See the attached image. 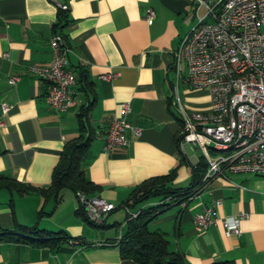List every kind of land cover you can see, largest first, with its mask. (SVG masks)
I'll return each instance as SVG.
<instances>
[{"label":"crops","instance_id":"crops-1","mask_svg":"<svg viewBox=\"0 0 264 264\" xmlns=\"http://www.w3.org/2000/svg\"><path fill=\"white\" fill-rule=\"evenodd\" d=\"M59 5L67 8L63 33L69 44L67 68L73 74L71 95L76 102L63 113L50 109L48 83L29 71L31 65H49L48 41ZM147 10L154 14L151 23L144 19ZM192 12L190 0H0V106L10 107L6 117L0 115L5 123L0 129V177L48 188L64 146L79 135L81 108L93 102L88 126L94 138L83 168L95 188L90 197L115 206L108 217L123 209L130 193L152 178L173 174L170 186H188L198 156L189 145L183 146L182 153L176 143L180 123L173 105L172 64L180 39L195 26ZM81 68L88 76L86 89L77 79ZM110 72L118 76L109 82L100 79ZM11 77L19 78L12 86ZM178 96L190 110L208 109L205 90H190L180 82ZM124 103L130 107L128 123L141 134L127 133V147L105 153L104 132ZM160 200L152 198L128 210L135 213ZM212 204L218 220L206 230H197L194 216ZM78 209L75 194L66 189L56 203L38 194L0 189L1 229L18 223L67 237L56 248L0 242V264H137L121 259L114 243L88 245L118 240L120 228L114 227L112 235L99 233L100 228L85 222ZM40 211L45 214L39 216ZM240 215H245L240 234L227 236L221 220ZM108 217L103 223L111 226L124 222L127 213L122 222L108 224ZM148 229L162 232L169 250L181 253L187 264H264V177H217L184 208H170Z\"/></svg>","mask_w":264,"mask_h":264},{"label":"built area","instance_id":"built-area-1","mask_svg":"<svg viewBox=\"0 0 264 264\" xmlns=\"http://www.w3.org/2000/svg\"><path fill=\"white\" fill-rule=\"evenodd\" d=\"M190 1L196 25L180 39L173 54V105L180 119L179 150L184 153L183 146L189 145L207 164L201 180L203 193L217 177L229 174L264 177V0ZM201 8H205L203 15L199 14ZM153 18L152 10H147L144 19L151 23ZM48 43L49 65H31L29 71L48 83L46 102L50 109L63 113L76 105L71 95L73 74L67 68L69 49L63 46L58 34H53ZM117 76V72H110L100 79L109 82ZM18 80L11 77L8 84L15 85ZM180 82L190 90L208 92L206 111L190 110L182 104L178 96ZM9 109L7 104H2L1 117H6ZM129 113V104H122L119 116L112 118L104 132L103 152L127 147V133L140 136L141 130L127 121ZM4 127L0 119V129ZM76 198L83 205L87 219L94 224L102 223L115 210L113 204L101 198H87L82 193ZM185 206L182 204L181 208ZM122 208L128 216H136L128 208ZM244 218L245 215L223 218L225 234L239 235V223ZM217 220L212 204L194 216L193 225L197 230H206ZM105 244L108 243H88Z\"/></svg>","mask_w":264,"mask_h":264},{"label":"trees","instance_id":"trees-1","mask_svg":"<svg viewBox=\"0 0 264 264\" xmlns=\"http://www.w3.org/2000/svg\"><path fill=\"white\" fill-rule=\"evenodd\" d=\"M67 23V10L58 8L57 22L54 25L53 34L60 35L63 46L69 48L68 41L63 33ZM77 79L82 84L83 89L89 87L87 84L88 76L82 68ZM92 107L93 102L81 108L78 115L79 135L64 146L48 188H36L0 177V189L15 191L21 195L38 194L45 201L53 199L55 203L58 202L59 194L64 189L71 191L76 197L78 193H82L85 197L91 198L90 194L94 192L95 188L86 179L83 165L88 157L90 145L94 138L93 131L88 126V115ZM175 116L180 123L178 115ZM206 169V162L202 157H199L197 164L191 167L190 183L184 188H174L169 185L173 174L152 178L137 186L123 202L122 207L133 209L152 198H160V203L138 208L135 212L136 216L132 218L127 215L123 223H113L111 226H106L103 222L100 224L91 223L86 217L83 205L80 203L77 213L92 227L106 229L118 226L120 228V238L118 240L105 242L117 245L121 259L131 260L137 264H187L181 253L169 250V243L165 235L160 231H149L148 224L170 208L182 204L187 205L195 196L200 195L201 180ZM44 214L42 211L39 212V216ZM66 240L67 237L63 232H48L39 229L37 226L30 227L14 223L11 229L0 228V242L24 243L37 248H56L61 241ZM211 264H230V262Z\"/></svg>","mask_w":264,"mask_h":264},{"label":"rangeland","instance_id":"rangeland-1","mask_svg":"<svg viewBox=\"0 0 264 264\" xmlns=\"http://www.w3.org/2000/svg\"><path fill=\"white\" fill-rule=\"evenodd\" d=\"M204 12H205V8H201L200 10H199V14L200 15H203L204 14ZM192 15L194 16V14H193V12H192ZM193 19H195L194 17H193ZM195 25H196V20H195ZM183 72H184V75H185V73H186V69H185V67L183 66ZM195 152V154L197 155V156H199V154H198V152L195 150L194 151ZM137 211V210H136ZM135 211V212H136ZM125 215H126V211L124 210V209H118L116 212H114L113 214H111L109 217H108V219H107V223L108 224H112L113 222H122L123 220H124V217H125ZM123 223V222H122ZM89 229L91 228L89 225H86ZM91 230H94V229H91ZM97 231H99V233H108V232H110V234L112 235L113 233H115V230H114V228H111V229H100V230H97Z\"/></svg>","mask_w":264,"mask_h":264}]
</instances>
